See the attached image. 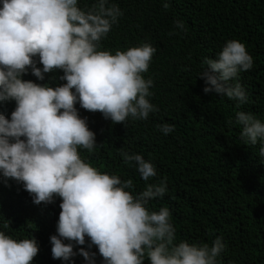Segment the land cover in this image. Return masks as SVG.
<instances>
[{"label": "clouds", "instance_id": "obj_1", "mask_svg": "<svg viewBox=\"0 0 264 264\" xmlns=\"http://www.w3.org/2000/svg\"><path fill=\"white\" fill-rule=\"evenodd\" d=\"M122 15L111 0L90 6H81V0H0V102L16 105L10 119L0 113V178L22 183L36 205L61 198L57 235L50 243L52 258L64 264H75L74 244L85 245L86 237L103 264H145L146 258L149 264H218L226 247L222 237L211 245L176 243L170 209H149L150 201L168 191L166 179L150 182L158 175L151 160L119 152L145 181L143 190L133 194L132 179L102 172L81 156V149L92 153L99 144L77 104L113 124L147 120L158 111L151 102L154 81L143 75L157 49L150 43L114 54L102 49ZM175 28L184 30L183 21H176ZM253 66L243 42L227 41L215 58L202 61L203 92L226 96L240 108L249 102L240 73ZM56 70L66 83L23 79L31 71L44 81ZM233 122L241 126L244 144H259L258 155L264 158V121L237 111L235 120L228 121ZM159 128L167 135L175 125ZM38 252L35 237L20 239L0 230V264H31ZM79 254L87 264H96L95 252L80 248Z\"/></svg>", "mask_w": 264, "mask_h": 264}, {"label": "trees", "instance_id": "obj_2", "mask_svg": "<svg viewBox=\"0 0 264 264\" xmlns=\"http://www.w3.org/2000/svg\"><path fill=\"white\" fill-rule=\"evenodd\" d=\"M94 2L81 0V6ZM111 2L123 15L102 41V49L114 54L143 43L157 49L143 75L154 81L151 102L158 111L147 120L129 118L125 124H113L100 112L77 104L99 144L92 153L81 149V156L102 172L132 179L131 191L136 194L145 181L135 167L123 163L119 152L143 155L156 166L158 175L150 182L166 179L168 187L148 207L170 209L176 243L211 245L219 236L226 247L218 264H264V158L258 155L259 144H244L241 126L228 123L237 111L251 112L264 121V0ZM178 20L184 30L175 28ZM229 40L243 42L254 60L251 70L240 73L249 99L240 108L226 96L205 94V82L199 77L203 59L215 58ZM62 75L56 70L39 81L29 71L23 79L55 86L66 83L59 80ZM15 106L14 101L0 102V113L10 119ZM164 123L174 124V131L163 134L159 126ZM61 202L56 197L53 203L36 205L22 183L0 178V230L20 239L35 237L39 252L31 264H64L52 258L50 243V237L57 235ZM89 243L86 237L85 245L74 244L75 264H87L80 248L95 252L96 264H103L98 248L89 249Z\"/></svg>", "mask_w": 264, "mask_h": 264}]
</instances>
